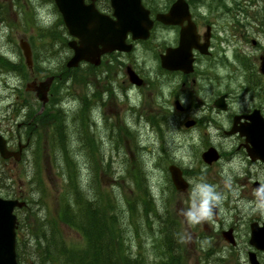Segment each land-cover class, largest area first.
Segmentation results:
<instances>
[{"label":"rangeland","instance_id":"obj_1","mask_svg":"<svg viewBox=\"0 0 264 264\" xmlns=\"http://www.w3.org/2000/svg\"><path fill=\"white\" fill-rule=\"evenodd\" d=\"M146 1L150 2L151 0ZM152 1L162 2V0ZM0 3L1 5L4 3L7 5L8 21L12 24L6 27L8 40L4 38L6 34L4 31L5 27L3 25L0 26V54L13 62H18L21 59V69L20 74H18L20 76L13 74L18 73L17 71L12 72L0 68V130L3 133L8 131L10 145L15 148L16 141L14 137L17 133L16 131L19 130L15 126L21 120L15 121V118L6 120L5 115L7 114L8 103L13 104L17 96L19 105L24 101L27 102V106L30 107L28 113L33 112V110L39 111L41 106V103L37 101L32 92L25 91L27 82L42 81L49 76L62 78L65 73L73 75L77 81L72 85V80L69 78L71 80V89L67 92L60 91L62 87L61 78L53 82V85L60 88L58 89V95H55L59 99V103L57 107L53 108L56 111H60L59 106L62 103L61 106L67 111L68 115H71L72 109L75 107L72 94H82L83 96L86 83L81 81V76L84 73H71L65 66L71 52L64 49L60 44L55 43L52 50H54L56 55H52L50 58L52 51L50 52L46 45L42 46L43 39L37 36L44 29L47 30L54 27V30L57 31L55 25L59 22L60 15L55 12L52 0H0ZM37 7L42 9L39 18L36 11ZM50 17H55V19L49 24L47 21ZM62 33L64 37H67L64 30ZM163 37L170 39L171 36L163 34ZM20 41H26L31 51H33L32 65L30 67L25 64V59L19 47ZM54 41L63 42L65 39L59 35L58 40L55 38ZM236 47L242 51L245 49V46L239 43L238 40H236ZM221 49L227 55L232 54V50L235 54V49L230 45L222 44ZM6 52L10 55H6ZM133 54L136 60L140 59V68L144 64H147L149 68H154L153 61L146 62L142 59L140 48ZM12 57H15V59ZM230 59L233 60V57H230ZM217 71L221 72V81H225L221 89L228 88L227 85L229 83V89L232 92L228 101L230 106L228 114H232L234 111L248 110V105L251 102L250 96L239 93V83L234 80L229 82L223 79L227 69L221 66L217 68ZM145 74H147V78L148 74L150 75L148 80H152L153 86L155 85L153 82L155 75H158L159 78L161 77L160 73ZM113 77L115 82L112 85L109 84L112 91L114 90L113 92L111 91L112 96L108 94L103 96L104 106L101 110L95 103V108L91 111L95 121L88 122V127L87 125L85 126L83 138L71 130L68 131L67 138L70 139L68 144L75 150L73 158L77 179L82 185L92 184L97 195L98 193L100 194L101 190L106 191L107 194H115L117 199L121 203L123 202L124 211L128 208L125 207L128 206L125 200L129 199L130 203H133L132 216L128 208L131 218L139 220L141 224H147L145 220L140 219L143 207L134 194L137 191L135 189L136 184L141 185L144 192L157 197L160 211L163 207L162 203H165L166 214L161 225L159 220L153 219L150 222L153 229L142 227L140 234L152 237L162 225L167 227L172 223L179 236L180 247L177 257L180 259V264H199L203 257V251L200 248L204 243L212 247L215 244L214 239L202 237V220L198 223H193L184 215L190 206V193L194 179L189 180L191 186L187 193L171 192V187L167 181L169 179L167 166L173 163L172 160H175L183 168H198L202 164L200 159L202 149L200 145H205L215 139L212 136L209 139L208 136L213 134V129H207V126L200 127L199 130L195 128L190 132L191 136L184 140V137L180 135L179 117H172L170 112L172 109L170 105L173 103L170 99V92L175 86L174 84H170L166 79H164V83L158 80L156 81L158 86L155 89L151 88L148 94L147 92H141L139 95L134 89L125 91L128 88L127 84L122 83V79L115 76V73ZM12 89L15 90L13 91ZM125 93L128 94V97H126ZM215 93V86L211 85L202 91L198 88L193 93L186 90L182 91L179 99L184 107H193V105L198 103L199 99L210 103ZM124 100H127L134 107V113L132 112L135 115L134 118L124 117L123 113L126 107ZM151 102L152 106H149ZM163 110L169 113L168 117L164 119L165 122H159L161 127L158 123V127L151 128L147 119L157 114L161 115ZM52 112L55 113L54 111ZM101 113H103V120L100 119ZM228 114L216 115L215 120L217 123L219 121L224 127H229L230 118ZM192 115L194 113L188 112L186 117L192 118ZM200 116L201 113L199 111ZM77 125L79 126L78 123ZM36 128L38 130L37 140L32 142V145L24 152L23 163L13 165L11 161L4 163V165L0 164V196L9 198L15 195L29 202L25 210H16L15 214L18 219L25 216L28 219V221L25 220V224H29L30 228L35 223L34 218L30 216L32 212L35 211L40 215L44 213L41 204L36 203L34 205L33 203L35 202L30 203V198L34 201H43L46 213L51 214L53 212L56 214L59 209V203L57 202H59V197L65 187L64 182L66 179V173L61 172L59 167L63 163L61 159L62 152L49 139L50 130H48V124L43 128L35 126V130ZM89 133L94 137L95 142L93 146L87 144L89 154L85 155V151H81V147L85 143L84 135L86 141L91 138ZM220 143L226 144L225 149L230 147L228 140L225 142L220 140ZM219 167H221V179H219L221 182L215 187L216 190L218 188H226V195L222 196V201L218 206V214L257 213L260 207L264 212V206L259 205L255 198L251 200L245 199V189L235 188L231 185L228 180L230 166L227 157L220 160V163L217 164V168ZM137 178L138 181L136 182L135 179ZM30 183H32V188L37 190L32 192ZM238 190L239 194H237ZM240 191L243 199L239 198L241 196ZM254 204H256L255 208H253ZM123 227L127 237L135 234V231L128 229L125 224ZM60 229L68 244L76 247L83 245L84 241L79 232L77 233L64 225H61ZM146 242L148 246H145V249H150L152 246L151 238ZM158 242L159 239H156L153 248L160 252L161 248L156 245ZM159 255L164 256L165 254L158 253V255L154 254L153 256L159 257Z\"/></svg>","mask_w":264,"mask_h":264},{"label":"flooded vegetation","instance_id":"obj_2","mask_svg":"<svg viewBox=\"0 0 264 264\" xmlns=\"http://www.w3.org/2000/svg\"><path fill=\"white\" fill-rule=\"evenodd\" d=\"M175 1L162 0L161 3H158L151 0L147 4L152 27L146 40H134L131 34H127L125 44L129 45L128 51L106 52L100 55L98 64L81 62L78 67L70 70L74 74L84 73L81 76V81L86 83L83 96L82 94H72L74 110L88 109L93 105L95 106V103L101 110L104 106L103 96L109 94V83L115 82L114 73L115 76L122 79V83L127 84L128 88L125 91L134 89L139 95L141 92L148 94L151 88L155 89L158 86L156 81L159 80L164 83V79H166L170 84L175 85L170 92V99L173 101L170 105L172 106L170 112L172 117H179L180 135L186 140L195 128L198 130L205 126L207 129L212 128L213 134L208 133V136L209 139L211 136L215 139L205 145H200L202 151L212 146L219 151V161L227 157L230 166L228 180L231 185L235 188L245 189L246 200L252 198L256 200L257 190L264 193V163L254 159L249 154V149L253 148V145L246 142L245 135L239 134V132L233 135L226 134L231 128V124L229 127H224L219 121L217 123L215 117L219 114H228L230 108L228 107L225 112H222L215 108L213 103L216 98L226 95L228 104L232 95L229 83L228 88L221 89L225 81H221V72L217 71V68L222 66L227 69L223 79L229 82L234 80L239 83V93L247 94L251 98L248 110L234 111V113L228 114L231 122L235 116H238L240 118L235 124L237 128L242 127L244 123L250 124L251 121H258L259 117L264 123V0H246L244 17L236 12V5L221 6L218 5V0H184L188 14L184 12L183 17L182 13L177 17L179 24H164L157 21L156 15L167 12ZM85 3L87 4L88 1ZM95 8L105 15L111 16L112 14L107 0H96ZM243 18L245 19L244 22H242ZM182 28L189 35L188 41L192 47L193 68L191 72L180 69H164L160 64L161 54L165 53L168 48H175L178 45ZM163 34L171 36L170 39L164 38ZM70 40L74 47L78 45L76 37H71ZM236 40L245 46L243 51L236 47ZM222 44L232 46L235 49V54L232 50V54L227 55L221 49ZM138 48L142 51V59L146 62L153 61L154 68H149L147 64L140 68V59L136 60L133 54ZM74 51L75 49L72 48L71 54ZM229 56L233 57V60ZM129 73H134L141 78L142 84L140 86L132 84L128 79ZM145 73H160L161 77L155 75L156 80L153 79L155 83L153 86L152 80H148L150 75L148 74L147 78ZM69 76L72 85L75 84L77 81L75 77L71 74ZM211 85L215 86L216 93L211 98L210 103L202 99H199L193 107H184L180 103L179 95L182 91L186 90L193 93L198 88L202 91ZM126 96H128L127 93ZM175 104L181 107L175 106ZM149 106H152V102ZM188 112L194 113L192 118L186 117ZM168 115V111L163 110L161 115H156V119L164 120ZM249 115H253V117L251 119L245 118ZM103 118V113H101L100 119L103 120ZM186 121L193 122L190 128L185 126ZM29 123L26 125L21 123L23 127H20V124L18 126L26 131ZM258 129L255 128L252 131L257 132ZM1 133L6 136L7 148L14 151L18 150V147L21 146L20 141L27 136L16 134L14 139L16 147L14 148L8 140V131ZM25 139L26 142L27 138ZM220 140L224 142L228 140L230 147L225 149L226 144H221ZM25 147H21V153ZM5 161L6 163L12 161L13 165L20 163V159L16 161L14 157ZM172 162L171 164L175 166L180 165L175 160ZM217 163L202 166L198 171L200 178L206 179L207 183L214 186L221 182L219 180L221 179V167L217 168ZM181 170L184 179H193L192 176L188 175L187 169L181 168ZM168 183L170 187H173L170 177ZM237 194H239V190ZM240 195L239 198L243 199L242 193ZM259 205L264 206V203H259ZM255 206L256 204L253 208ZM218 211L219 209L213 212L211 219L201 221L203 223L201 225L202 237L213 238L215 244L212 247L204 244L200 248L203 251V257L199 264H264V242H262L264 212L262 208H258L257 213L248 214H218ZM253 235L257 236L255 241L250 240Z\"/></svg>","mask_w":264,"mask_h":264},{"label":"trees","instance_id":"obj_3","mask_svg":"<svg viewBox=\"0 0 264 264\" xmlns=\"http://www.w3.org/2000/svg\"><path fill=\"white\" fill-rule=\"evenodd\" d=\"M9 22L6 5L5 3L3 5L0 3V24L12 25ZM55 27L57 31L53 27L47 30L44 29L37 35L38 38L41 37L43 39L41 45H46L48 50L52 51L51 56L55 54L54 50H52L53 44H60L64 48V41H54L55 38L58 40L59 35L65 39L62 33L64 29L60 20ZM39 28L41 29V27ZM47 38H49L48 41ZM0 68L19 73L21 62H13L9 58L4 59L0 56ZM52 86L51 99L54 100H51L50 106L45 109L46 112L42 114L43 117L42 115H35L36 113L33 110L28 115L27 120L29 121L32 118V122L30 123L32 129L34 126L42 127L48 124V130H50L49 139L62 152L61 159L63 163L59 167L61 168V172L66 173L65 187L59 197V202H57L59 203V209L56 214L53 212L51 214L46 213L43 201H34L30 198V203L35 202L33 203L34 205L36 203L41 204L44 213L40 215L35 211L32 212L30 216L34 218L35 223L32 224L31 228L29 224H25V220L28 221L25 216L24 218H20L16 230L17 263L151 264L154 254H170L169 251L179 245L176 234L173 231L174 229H166V226L162 225L152 237L140 234L142 227L153 229L152 225H150L151 220L156 219L160 221L159 216L164 213V208L156 212V202L150 194L144 192L141 185L136 184L135 189L138 192L136 191L134 194L143 207L140 219L145 220L147 224H141L139 220L131 218L133 203H130L129 199L125 200L128 205L125 207L129 208L131 216L129 215L128 208L125 211L123 210V202L121 203L115 194H107L106 191L101 190L100 194L98 193L97 195L92 184L82 185L78 181L73 158L75 150L68 144L70 139L67 138V134L71 130L83 138V131L87 125V116L84 110L81 111V108L77 111L72 109L71 115H68L67 111L62 108V103L59 106L60 111L54 110L53 107H57L59 103V99L55 95H58V89L60 88L53 84ZM69 89V82H67L60 91L67 92ZM19 108L22 109L23 107L20 105ZM33 131L32 133L35 134L34 138L36 141L38 135L37 128ZM89 141L85 140L84 135L85 143L82 145L81 151H85V155L89 154L87 148ZM135 180L137 182L138 178ZM35 185L38 186L36 183ZM30 188L32 192L37 190L32 188V183H30ZM124 224L128 229L134 230L135 234L127 237L123 227ZM61 225L79 232L84 241L83 245L76 247L68 244L66 238L62 236ZM149 238L152 240V246L150 249H145V246H148L146 241ZM156 239H159L156 245L161 248L160 252L153 248ZM169 254L164 256L159 255L156 264H173L168 259Z\"/></svg>","mask_w":264,"mask_h":264},{"label":"water","instance_id":"obj_4","mask_svg":"<svg viewBox=\"0 0 264 264\" xmlns=\"http://www.w3.org/2000/svg\"><path fill=\"white\" fill-rule=\"evenodd\" d=\"M90 1V4L85 5L84 0H54L68 33L79 39L80 46L76 49L74 56L68 60L66 64L68 68L77 66L82 60L97 64L98 57L104 52L122 49L127 32L132 34L133 39H146L148 36L151 22L148 20V12L143 8L140 0H109L114 20L99 14L94 8V0ZM182 4H184L182 0H177L168 14L160 15L158 19L165 24H179L177 17L182 13ZM184 8L186 10V7ZM184 12H187V10ZM183 33L181 32L180 47L185 44V38L182 37ZM98 46H101V49H97ZM20 47L29 63L30 50L28 45L21 42ZM180 47L175 50L179 52L172 56H170L169 51L166 55L161 56V66L163 68L190 70L191 57L187 50ZM133 80L135 79L133 78ZM50 82L51 78L38 84L28 83L26 88L34 91L38 100L45 103ZM139 82L140 80H137L136 84H139ZM216 105L221 109H225L224 97L218 99ZM236 120H238L237 117L234 118L229 134L239 131L240 134L245 135L246 141L255 145L254 150L257 151L255 157L264 162V124L260 120L256 122L257 127L262 131H260L259 136L252 137L245 131V126L243 129L235 128ZM190 124L187 123L186 125ZM258 133L259 131H257ZM0 156L3 158L10 156L17 158V153L6 149L5 141L1 135ZM217 158L218 155L214 149H209L202 154V159L206 163H211ZM169 171L176 189L186 188L187 185L182 180L180 171L175 167H170ZM23 205L24 203L18 200L0 198V264H17L15 258L16 217L13 210L15 207L21 208ZM254 239L257 238L254 237ZM262 242H264V237Z\"/></svg>","mask_w":264,"mask_h":264},{"label":"clouds","instance_id":"obj_5","mask_svg":"<svg viewBox=\"0 0 264 264\" xmlns=\"http://www.w3.org/2000/svg\"><path fill=\"white\" fill-rule=\"evenodd\" d=\"M36 11L39 18L42 9L37 7ZM54 19L55 17H50L47 23L50 24ZM4 31L7 32V29L5 28ZM5 54L10 55L7 52ZM12 58L15 59V57ZM192 185L190 206L184 213L185 217L193 223L211 219L214 209H216L222 201V194L216 190L214 185L198 182L196 180L192 181Z\"/></svg>","mask_w":264,"mask_h":264},{"label":"bare ground","instance_id":"obj_6","mask_svg":"<svg viewBox=\"0 0 264 264\" xmlns=\"http://www.w3.org/2000/svg\"><path fill=\"white\" fill-rule=\"evenodd\" d=\"M129 113V112H128Z\"/></svg>","mask_w":264,"mask_h":264}]
</instances>
